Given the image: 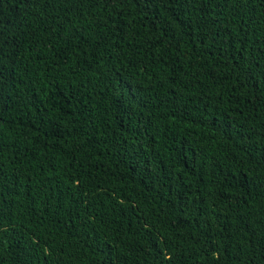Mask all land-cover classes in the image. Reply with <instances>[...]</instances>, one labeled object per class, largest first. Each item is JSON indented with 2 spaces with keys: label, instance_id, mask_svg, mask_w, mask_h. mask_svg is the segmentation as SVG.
Returning <instances> with one entry per match:
<instances>
[{
  "label": "trees",
  "instance_id": "trees-1",
  "mask_svg": "<svg viewBox=\"0 0 264 264\" xmlns=\"http://www.w3.org/2000/svg\"><path fill=\"white\" fill-rule=\"evenodd\" d=\"M0 264H264V0H0Z\"/></svg>",
  "mask_w": 264,
  "mask_h": 264
}]
</instances>
